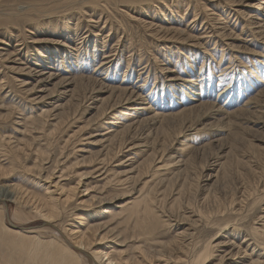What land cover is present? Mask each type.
I'll list each match as a JSON object with an SVG mask.
<instances>
[{
    "label": "bare ground",
    "instance_id": "bare-ground-1",
    "mask_svg": "<svg viewBox=\"0 0 264 264\" xmlns=\"http://www.w3.org/2000/svg\"><path fill=\"white\" fill-rule=\"evenodd\" d=\"M129 1H131L132 3L131 4L128 3L129 5L126 7L127 9L129 8L134 13L145 12L146 16L143 14L145 16V19L142 18L140 20V22L144 24L145 30L144 29L141 30L138 28L136 30H132L134 27L132 28L126 26V24L120 23L119 22L120 20L118 21L116 16L111 14V11L115 7L116 8L118 6L122 7V5H124L121 3V0H89L85 4H82V6H79L81 8H78V11L82 10V12H84L83 10H85L87 14H88L87 10L89 9L90 11V8H92L93 6H95L94 7L95 10L96 7L98 9L97 13L94 12L96 13L95 16H97L98 19L96 20L90 17V19L94 21V24L96 22L95 25L100 28L99 30H95V31L93 28L92 30L93 36L90 35L92 39L91 44L94 45L93 53H89L90 46L88 45V40L87 42H84L85 39L82 40L84 36L80 32L81 30H83V28L77 26L78 25L77 18L75 19L76 20V23L74 25L75 27H72L70 25L73 22L71 21L70 23L71 16L74 15L73 18H75V14H73L72 11H71L72 14L68 12L65 14L58 12L54 15H46L47 17L54 16V19L52 20L49 19L45 24H42L40 22L41 23L40 26H38L37 31L34 33L37 34L45 33L43 34V37L45 38L40 37V35L34 34L35 35L34 39L31 36L32 39L30 40V42L33 43H47L42 46L43 48L41 49V51L37 52L40 56L39 57L40 59H36V57H31V54L27 55L26 53H24L30 49L29 46L26 45H25V49H28L26 51L24 50V48L17 46L15 50H13L12 52L5 53L3 50L0 52V62H2L0 63V69L3 67V69L5 68L9 70L10 72L18 75L19 77L22 76L20 82L22 85L21 88L19 89L17 88L18 90H14V88L11 85L12 82L10 83V86L9 84L6 85L5 83L6 81L5 79L7 78L6 75L9 74L8 71L5 72L6 75L3 74L2 77L0 75L1 77L0 78V110L4 109L8 111V114L4 116L3 118L4 121L2 122H6L8 121V119L13 120L15 118L14 117L15 113L17 111H20V109L25 108L26 103L27 105L30 104V106L32 105L33 107L31 108L32 110L30 111L28 110L30 113H34L35 109L38 108L37 106L38 104L40 105L39 107H41V109L43 108L42 112L39 115L36 113L37 114L36 116L29 115L27 117L26 116L21 117V119L24 118L22 120L24 121V124L22 125L25 126V129L23 130H26L25 132L21 130L22 131L21 133L22 134L24 133L22 137L18 136L17 134L16 136L18 137L15 136L6 137L7 134L6 136H4L5 133L1 135L2 137L0 139L1 141L0 142V246H4L6 251L5 252L6 259L4 260V264H8L9 261H12L11 252L17 249L22 251L26 255V258L28 259L27 261H29L30 264H86L84 258L86 256H88V258L90 259L95 260L96 263L93 262V264H146V263L153 264L154 259L156 261L164 254L167 255L171 254L170 258L168 259L169 262L167 261V264L168 263L182 264V262H184V264H214L212 263L213 261L207 262L210 256L209 251L211 246L205 244L203 250L200 252L199 250L190 249L191 248L190 241L188 243L186 242L182 243L178 239L175 241H171L162 249H157L151 252V254L145 252L142 248L143 250L141 251L142 263L139 262L131 263L129 260H126L127 258L124 259L125 257L124 256H123L124 258L122 257L123 252L121 250L119 251V249L116 250L112 249L116 243L115 241L116 239L112 241L113 240L112 226H111L112 222L110 220L101 221L99 220L100 219L99 216L104 214V212H102L101 210L102 208L110 207V205L111 206L114 205V207H121L122 210L124 211L129 208L130 205L129 203L133 202L137 204V206H132L133 210H131L127 215V217H129L135 209L139 211L138 207L141 205V203H143L142 210H140L139 212L143 211L145 214L144 219L149 220V222L151 223V221L154 219V216L157 215V213L154 214L155 207H153L150 201L147 200V198H149L148 196H146L147 198L133 197L134 200L128 199L126 204H122L121 201L122 200L124 201L126 199L124 197H127L126 195L127 192H122L119 194H116L117 192L114 194H108L106 188L102 186L99 187L97 190H95L94 193L91 192L85 193L86 195H90L88 199L80 198V201H77L75 204H73V201L75 200L77 195H79L78 193L81 192L78 190L82 182L81 179L83 180L85 178L83 175L82 176L84 178L81 176L82 178H79L78 182L75 185L66 188V184L62 182L63 180L62 176L64 175V171H61L62 174L58 176L57 178L58 180L55 182L54 186L55 187L56 185L60 186L59 190L62 191L56 194L54 190H52V185H51L54 180L50 181L52 176L57 172L56 169L50 171L47 169V167L42 165V167H40V170L35 171L34 168L30 166L31 164H27L28 159L31 157V155L34 156V154H36V160H38V158L40 157V155H42V153L43 155H45L44 150L42 151V148L40 146L38 147L35 144L34 148H32L33 142H31V137H35L34 135L35 132L33 131V129L42 128L44 124H46L45 121L46 116L47 117L49 115L53 116V119H55V121H57L58 123L60 122L64 123L65 121L68 122L71 119L73 120L76 117V113L78 114L80 110L85 109L87 106L89 108L91 107V109L92 108L95 109L96 113L93 112L95 115L93 114V116L87 121L86 128L81 127L75 133L81 132L83 136L85 130L88 129V127L91 125H98L99 128H102L100 126H105L106 124L110 125L106 128L107 131H104L103 133L99 131L98 132L92 131L91 135L88 136L86 135L87 137L82 139L86 141L85 142L86 145L89 142L91 144V145L89 144L91 147L92 145L93 147H96L99 144L101 146V148L98 150L99 154L100 152H102L101 153L102 155L98 157V159H95L98 162L97 163L98 166L95 165L96 167L95 166L91 167L90 169L91 173L89 176L88 175L87 176L88 177L92 176V178H98L102 175H105V172H107V170L105 171L102 170L101 172L100 170L104 169L101 167L102 166L104 167V165L108 164L107 162H109L107 161V159H109L108 151H110L108 149H110L112 142H114V140L116 141L119 135L125 132L129 127L132 126V124L136 120H138L137 116L145 115L148 116V118H152L155 120L161 116L172 114V112L176 108L181 107V109L179 110L182 109L185 110L186 107H188V104H190L191 102L210 97L209 90H211L213 87L212 83L214 82L213 81L214 77L215 78L218 77L220 79V83L219 84L217 83L218 84L217 86H219L220 84L223 85L222 81H225L228 77L230 79L234 77L235 71L232 69L234 68L232 66L234 64L233 61L235 59L234 58L232 59L233 53L229 54V59H228L229 63L231 64H228L227 61L228 65L225 66L223 63L224 58H226L224 57V51L227 49L228 51L234 50L235 52H237L238 50L235 49L241 48L240 46L241 43H238L237 41L238 39L240 41H242L243 39L244 42H250L252 41L253 38H257L258 36H260L262 40L264 39V16H263L264 0H257L256 3H252V4L251 3L243 4L245 0H241V2H239V0H129ZM74 2H76V0ZM77 2H81V1L77 0ZM88 2L90 4H88ZM68 3L66 4L69 5ZM88 6L90 8H88ZM85 7H87L86 8L87 10L84 9ZM248 9L259 12L258 14L260 15L256 17L257 19L255 18L256 14L251 13L252 12L251 10H250L251 12H249ZM59 10L61 9L59 8ZM36 11L38 12V10ZM127 12H129V10ZM77 14H80V12ZM243 14L247 15L248 18H245ZM123 16L124 15L122 14V17ZM171 17H173V19ZM240 17L241 19L243 18L242 19L243 22L241 20L242 28H240V32H239L237 23L240 21L239 20ZM130 18L132 17L130 16L129 19ZM6 20L7 19L0 18V21L7 22ZM184 22L186 23V25L183 24L185 27H182L180 24ZM196 26L198 27L202 26L203 30L201 34L194 33L196 32L195 30ZM83 27L87 28L85 26ZM106 27L109 28L107 34L104 33L106 32L105 31ZM141 27L142 26H140V28ZM189 27L190 30H187L189 29ZM10 28L11 27H9V29ZM32 30L33 29H31L30 31ZM130 30L131 33H129ZM65 32L68 33L66 34ZM143 35L145 36L147 35L149 38L153 40V42L150 41L146 43L143 39L140 38V36ZM18 36L20 37V34ZM22 37L23 36H21V38ZM63 37H65V39H62ZM116 37L117 39H115ZM144 38L146 39L147 37ZM100 39L103 42L97 43V41ZM111 39L112 41H114V39L116 41H114L112 43V46L108 48L107 45L109 40ZM229 39L233 41L232 42L230 41L229 42L230 46H227L225 44V41ZM258 39L260 40L259 37ZM211 40H214L216 45L218 44V47H220L221 49V55H218L220 53L215 51L216 49H218V47L210 48ZM3 42L4 40L1 41V43ZM236 42L238 43L237 45ZM255 42H257V40ZM256 45L257 44H255V46ZM231 46L234 47L231 48ZM32 48L33 50L35 49L33 46ZM244 48H246L245 45ZM22 53L26 54L24 60L19 57L20 55L22 56ZM51 53L52 54L55 53L58 64L53 66L47 64L45 65L44 63L47 62L46 60L53 61V59L51 60V56H52L50 55ZM200 53L204 54L207 57L208 56L211 57V59L213 60V63L211 64L208 63L207 76L205 75V73H203L205 67L204 66L205 60L204 59L201 60L202 61L201 64L199 61L194 63V61L192 60L195 59L191 60V57H194L195 54H200ZM33 54H35V52L32 53V55ZM171 55L174 59L171 58ZM180 55L186 56L185 59L183 58L185 64L184 67H179L180 63L178 64L179 66H177V63L180 60L179 57ZM241 59L242 58H240L239 61H241ZM167 60H169L170 62H167ZM171 60H173V63ZM55 61H53V63ZM51 63L52 62H50V64ZM250 63H252V60ZM114 64H116L117 66H114ZM168 64L169 66H167ZM198 64H200L198 68H199V73L200 72L201 73L200 74L198 73L199 75H196L194 68H196ZM121 65L124 68V71L122 72L123 79L121 80V82L116 83L117 80L116 78H118V76L117 77L112 76L110 71L113 70L112 69L113 67L115 68L114 70H117V68L120 67ZM241 66L243 65L241 64ZM262 66H261L263 68L262 71H264V58L262 59ZM250 68L251 65L248 64V69ZM151 69H154V74L150 73ZM229 69L232 70L229 71ZM251 69L250 71L253 72ZM113 73L116 74L117 72L114 71ZM212 74H214L213 78H212ZM197 76H199L198 80L196 79ZM211 78L213 82H211ZM257 79H258L257 84L264 83V72L263 74L262 72L260 73L258 72ZM231 80H229L228 82H230ZM134 81H136L135 84ZM196 83L197 85H195ZM148 84L152 85L151 87L152 91L148 94H144L143 90L148 86ZM198 84H199V88L197 87ZM160 86L162 88L158 89ZM190 86L191 87L193 86L191 90H190ZM9 87L11 89L9 91L8 90L6 91L7 88L9 89ZM156 89H158V91ZM224 89L220 91V92L223 91V95L226 93V89L225 90ZM247 89L248 87L246 88V90ZM17 93L20 94V96L18 95L19 101L17 100L18 102H13V99L10 98V95L14 94V96H16ZM178 93L182 94L181 97L183 99L181 102L178 100V98L180 99L179 97L180 94L177 95ZM104 94H108V97L106 96L103 97ZM3 99L9 100L11 104L4 103ZM109 99L111 100V104L106 105L107 101L108 102L110 101ZM87 102H90L91 105L90 104L88 105ZM206 103L207 105H209L208 102ZM176 111L178 110L176 109ZM111 115L112 118L115 117L116 119L114 118L115 119L114 120L110 118ZM109 118L112 119L111 122L110 120H108ZM11 125L13 126V124ZM49 129L51 131L52 128L49 127ZM80 138L81 137H79L78 140H80ZM84 149L85 148H80L79 151H82ZM85 157L83 158L85 159ZM33 159L35 158L33 157ZM84 159L82 158L79 159L77 162H75V164H81V163L84 164L85 162H82L84 161ZM42 161L44 160L42 159ZM127 161L132 162L133 160L131 158H127ZM123 163L124 161H118L115 164L116 169H115V174H113V178L118 180L120 183H124L129 179L127 175L123 174L124 170L123 171L117 170V167H119V165L121 166L124 165ZM130 165H132V163H130ZM112 168L110 169V171L112 170ZM96 173L97 175L94 176V174ZM80 175L81 174H79V177ZM154 175H152V178L154 177ZM42 179H44L43 185L45 187H43V185L41 184ZM93 187L87 185L85 190L93 189ZM37 189H41L42 191H38ZM115 198H119V199L121 198V200L116 202L114 200ZM95 202H98V205L96 204L97 207H93L95 206L93 205L90 209H88V211L80 210L77 214L74 215V219H72V221H74L75 224L71 225L67 223L68 220H70L69 216H71V213L75 208L77 209L87 208V207L89 208L90 205ZM9 203H15L16 212L14 214L15 215L14 217L16 219L22 220L23 223L16 224L10 222L11 226L10 224L8 225L6 223L5 219L7 217L9 219L10 216ZM103 205L104 206L107 205V206L103 207ZM79 206L81 208H79ZM31 217L34 218L35 220H41L40 225L38 227L34 225H32V227L21 225V224L28 225L29 223H31L32 221L28 222V219ZM156 219H159V221ZM154 221H158L159 223L160 218L155 217ZM150 225L151 227H153L154 223ZM138 226L140 227V225ZM142 227H140V229ZM154 227L152 229H154ZM147 228L146 230L148 232L149 229ZM143 231L144 230H142V233L144 235ZM232 234L235 237V234L237 235V232L233 230ZM147 235L150 234L147 233ZM220 235L221 234H218L217 236H215V238L220 237ZM150 237L148 236L147 240ZM214 239L211 238L210 240L214 241ZM105 241L106 244L104 243ZM154 242L153 244H157ZM221 243L222 242L218 241L217 243H215V247H218V245L219 244L221 245ZM227 243L225 244L230 246L235 242L232 241L228 244ZM256 246L257 245L253 246V250H251L252 254L250 253V255L251 256L253 255L252 257L254 258L250 257L247 254V250L242 248L238 244H235L234 247L230 246L229 248H227L230 249L229 253L231 255L230 254L229 255L232 257L230 264H234L232 260H234L237 255L241 259L240 261L238 260L239 264H264L263 255L260 256L261 254L260 255L258 254L257 255L258 257L257 258L255 257L254 250ZM262 246H263L262 252L264 253V242L262 243ZM111 249L114 251L112 252ZM115 251L117 252L115 253ZM167 255L164 256V259ZM220 261L222 260L220 259ZM220 261L218 260V262L215 263L220 264L221 263Z\"/></svg>",
    "mask_w": 264,
    "mask_h": 264
},
{
    "label": "rangeland",
    "instance_id": "rangeland-1",
    "mask_svg": "<svg viewBox=\"0 0 264 264\" xmlns=\"http://www.w3.org/2000/svg\"><path fill=\"white\" fill-rule=\"evenodd\" d=\"M74 1L75 0H0V18L7 19V22L0 21V52L2 50L5 53L12 52L17 46L24 48V50L26 51L28 50L25 49L26 45L29 46L30 49L24 53H26L27 55L31 54V57H36V59H40V56L37 52L41 51V49L43 48L42 46L47 43H33L30 42V40L32 38L34 39L35 35H40V37L45 38L43 37V34L45 33L37 34L34 32L37 31V28L38 26H40L41 23L45 24L49 19H54V16L47 17L46 15H54L58 12L65 14L68 12L70 14H75V18H73L74 15L71 16L70 23L71 21L73 22L70 25L72 27H75V19L77 18V26L83 28V30H81L80 32L84 36L82 40L85 39L84 42H87L88 40V45L90 46L89 53H93L94 45L91 44V36H93L92 30L93 28L94 31L99 30L100 28L95 25L96 22L94 24V21L92 19H98L97 16H95L98 9L96 7L95 10V6H93L92 8L88 6V8H90L89 11V9L87 10V7H85L84 9L88 11L87 14L85 10H83L84 12H82V10L78 11V8H81L79 6H82V4H85L89 0H80L81 2H77V0L76 2ZM239 2H241V0H239ZM256 2L257 0H245L243 4H252ZM66 3H68L69 5H67ZM121 3L124 5H122V7L118 6L119 8L115 7L117 10L114 8L115 10L113 9L111 11V14L116 16L117 20H120V23L126 24V26L132 28L134 27L132 30H136L137 28L141 30L144 29V24L140 22V20L142 18L145 19V12L134 13L129 8L127 9L126 7L132 3L129 0H121ZM88 4L90 3L88 2ZM59 8L61 10H59ZM73 9L74 11L76 9L77 12H74ZM36 10H38V12ZM128 10L129 12H127ZM248 10L249 12L252 11L251 13L256 14L255 18L260 15L258 14L259 12H256L255 10ZM79 12L80 14H77ZM121 13L124 15L123 17ZM243 15L245 18H248L247 15ZM128 16H131L132 18L129 19ZM90 17L92 19H90ZM171 18L173 19V17ZM242 19L240 17V21L237 23L239 32L240 28H242ZM130 20H133L135 22H131ZM183 24L186 25L185 22L181 23L180 25L182 27H185ZM83 26L87 28H84ZM140 26L142 27L140 28ZM9 27L11 28L9 29ZM190 27L187 30H190ZM26 28L30 30L33 29V32L27 30ZM108 30L109 28L106 27V32H102L107 34ZM195 30L196 32L194 33L201 34L203 28L202 26H196ZM65 33L67 34L68 32ZM129 33H131V30ZM19 34L20 37L18 36ZM21 36L23 37L21 38ZM24 36L26 40L24 39ZM144 37L147 38L145 39ZM258 37L260 38V40L258 39ZM258 37L253 38L250 42H244L243 39L242 41L238 39L237 41L238 43H241V48H236L235 50H238L237 52H235L234 50L228 51L227 49L224 51V57H226L224 58V61H226H223V63L225 66L231 64L229 63L228 59L229 54L233 53L232 59L234 58L235 60L233 61L234 64L232 62V67L234 68H231L235 71L234 77L231 78L232 80L229 77H226L227 79L225 81H222L223 85L220 84L219 86H217L220 83V79L218 77H214V83L212 81L214 74H212L211 82H213V87L211 90H209L210 97L191 102L190 104H188V107H186L185 110H179L181 109V107L176 108L178 111H176L175 109L172 114L161 116L155 120L152 118H148V116L145 115L137 116L138 120H136L132 124V126L129 127L125 132L119 135L116 141L114 140V142H112L110 149H108L110 150L108 151L109 159H107V161L109 162H107L108 164L104 165V167H101L104 169L100 170V172L102 170H107V172H105V175H102L98 178H92V176L88 177L91 173V167H94L95 165L98 166V162L95 159H98V157L102 155V152H100L99 154L98 150L101 148L99 144L96 147H93V145L91 147V144L89 142L86 145V141L82 139H84L88 135H91L92 131H99L103 133L104 131H107L106 128L110 125L106 124L105 126H100L103 129L99 128L98 125H91L88 127V129L85 130L86 134L84 132V137L82 136L81 132L75 133L81 127L86 128L87 121L93 116L94 113H96L95 109L92 108V110L91 107L89 108L87 106L86 108L84 107L85 109L80 110L78 114L76 113L75 118L77 119L74 118L73 120L71 119L68 122L65 121L64 123H58L57 121H55V119H53V116H46V124H44L42 128L33 129V131L35 132V137H31V142H33L32 148H34L35 144L38 147L40 146L42 148V151L44 150L45 155H43L42 153V155H40L39 157L40 159L38 158V160H36V154H34V156L31 155L30 158L28 157V162L26 161L27 164H31L30 166H32L35 171L40 170V167H42V165L47 167V169L50 171L56 169L57 172L50 179V181L54 180L51 185L52 190H54L56 194L62 191L59 190L60 186H54L55 182L58 180V176L62 174L61 171H64L65 176H62V182L66 184V188L75 185L78 182L79 178H82L84 176L85 178L83 177L84 179H81L82 182L78 190L81 192L78 193L79 195H77V197L73 201V204H75L77 201H80V198L88 199L90 195H86L85 193H94L95 190L102 186L106 188L108 194H114L116 192V194L127 192V197H124L126 199L124 201H121L122 204H126L128 199L134 200L133 197L147 198L146 196H148L149 198H147V200H149L153 207H155L154 214L157 213L158 215H155L154 219L155 217H159V223V219H156L158 221H154L153 219L151 223L149 222V220L144 219V212H139L140 210H142L143 203H141V205L138 207L139 211L135 209L129 217H127V215L131 210H133L132 206H137V204L133 202H130L129 208L124 211L121 207H114V205H110V207H105L107 205H103V207H105L106 209L102 208L101 210L102 212H104V214L99 216V220L101 221L110 220L112 222V241L116 239L115 246L112 249H119V251L121 250L123 252L122 257L124 256L125 258H123H127L126 260H129L131 263H142L141 251L144 250L145 252L151 254V252L157 249H162L168 243L177 239L180 240V242L182 243H188L190 241V249L199 250L200 252L203 250L205 244L211 246L209 251L211 257L209 256L207 262L213 261L212 263L214 264H216L215 262H218V260L220 261V259L222 260L220 261V264H230L232 257L229 253L230 249L227 248H229L230 246L234 247L235 244H238L242 248L246 249L247 254L250 257L253 256L250 255V253L252 252L251 250H253V246L257 245L254 250L255 257L257 258L258 254H261L260 256L263 255L264 257V253L262 252V243L264 242V225H262L264 224V83L257 84L258 72H262V74L264 72L262 71V59L264 58V39L262 40L260 36ZM140 38L143 39L146 43L150 41L153 42V40L147 35L140 36ZM62 39H65V37H63ZM115 39H117V37ZM115 39L114 41H116ZM2 40H4L3 43H1ZM256 40L257 42H255ZM114 41H112V39L109 40L107 47L109 48L110 46H112V43ZM230 41L232 42L233 40L229 39L225 41V44L227 46H230ZM102 42L103 41L101 39L97 41V43ZM238 43L236 42V45ZM255 44L257 45L255 46ZM244 45L246 48H244ZM32 46L35 48L34 50ZM217 47L218 44L216 45L215 41L211 40L210 48ZM233 47L234 46H231V48ZM215 51L220 53L218 55H221L220 47H218V49H216ZM31 52H35V54L32 55ZM26 54L22 53V56L20 55L19 57L24 60ZM201 54L202 53L195 54L194 57H191V60L195 59L192 60L194 61V63L199 61L201 64V60L204 59L205 67L203 73H205V75L207 76L208 63H213V60L211 59V57H207L204 54H202L201 56ZM50 55H52L51 60L53 59V61H56L53 63V61L46 60L47 62L44 64L52 66L58 64L55 53H51ZM173 57L171 55V58ZM179 57L180 60L177 63V66L180 65L179 67H184V59L186 56L180 55ZM240 58H242V63L241 61H239ZM246 58L248 59V61ZM251 60L252 63H250ZM171 61L173 63V60ZM50 62L52 63L50 64ZM167 62L170 61L167 60ZM240 63L243 66H241ZM169 64L167 66H169ZM200 64H198V66L194 68L196 75H199L201 73H199L198 68ZM248 64L251 65L252 69H250L253 72L248 69ZM114 66L117 65L114 64ZM242 67H244L245 70ZM112 69L113 70L110 71L111 75L114 77L118 76V78L120 79L119 81V79L116 78V83L121 82V80L123 79L122 72L124 71L122 65L118 67L117 70H114V67ZM232 69H229V71H231ZM0 70L1 77L3 76V74L6 75V71H8L9 73L8 75H6V85L9 84L10 86V83L12 82L11 85L14 90H18L19 88H21L22 85L20 82L22 76L19 77L18 75L10 72L9 70L5 68L3 69V67ZM114 71H116L117 73H113ZM245 71L249 72L246 73ZM150 73L154 74V69H151ZM245 75L247 76V78ZM248 78H250L251 80ZM196 79L198 80L199 76H197ZM229 80L231 81L228 82ZM135 83L136 81H134V84ZM195 85H197V83ZM151 87L152 85L148 84V86L144 88L143 93H150L152 91ZM192 87L190 86V90ZM197 87L199 88V84ZM245 87H248V89L246 90ZM161 88L162 87L160 86L158 89ZM224 88L226 89V93L223 95V91H220ZM10 89L11 88L9 87V89L7 88L6 91H9ZM146 89H148L149 91ZM158 89L156 90L158 91ZM18 95L20 96L19 93H17L16 96H14V94L10 95V98L13 99V102L19 101ZM177 95H179L180 99L178 97L177 98L181 102L183 99L181 97L182 94L178 93ZM105 96L108 97V94L103 95V97ZM3 102L6 104H11L9 100L3 99ZM206 102H208L209 105H207ZM87 103L88 105L90 104V102ZM107 104H111V100L109 102L107 101L106 105ZM37 106L38 108L35 109L34 113H30L29 111L32 110L31 108L33 107L32 105L30 106V104L27 105L26 103V109H20V111H17L15 113V118L13 117V120L8 119V121L6 122L2 121H4L3 118L8 114V111L4 109L0 110V139L2 137L1 135L4 133V136H6L7 134L6 137H22L24 133L22 134L21 130L25 129V126L22 125L24 124V121H22L24 118L21 119V117H27L29 115L36 116L37 114L39 115L42 112L43 108L41 109V107H39V104ZM110 118H112V115ZM110 118L108 120H110L111 122V120L115 117H113L112 119ZM11 124H13V126ZM49 127L52 128L51 131ZM25 131L26 130H23V132ZM16 134L18 136H16ZM79 137H81L80 140H78ZM182 144H185L186 146ZM80 148L85 149L79 151ZM33 157L35 159H33ZM83 157H85V159ZM41 158L44 161H42ZM81 158L84 159V161L82 162L85 163L75 164V162H77ZM127 158H131L133 161L128 162ZM34 160L36 161V164ZM118 161H124V165H119V167H117V170H124L123 174L129 177V179L124 183H120L118 180L113 178V174H115L116 169L115 164ZM130 163H132V165H130ZM45 164L48 166H46ZM111 168L112 170L110 171ZM79 174H81L80 177ZM96 175L97 173L94 174V176ZM152 175H154L153 178ZM43 180L44 179L41 180L42 185L44 184ZM87 185L94 187L93 189L85 190ZM110 186L113 188H111ZM43 187L45 186L43 185ZM37 190L42 191L41 189ZM114 200L117 202L120 201L121 198H115ZM96 204L98 205V202L91 204L89 208H81V205L79 206V208L81 209L75 208L71 213V216H69L70 220H68L67 223L71 225L75 224L74 221H72V219H74L75 214H77L80 210L88 211V209H90L93 205H95L93 207H97ZM9 211V219L8 217L5 219L8 225L10 224L11 226L10 222L16 224L23 223L22 220L16 219L14 217V214L16 212L15 203H9ZM30 221L32 222L28 225H21H26L28 227H32V225H34L38 227L41 222V220H35L32 217L28 219V222ZM153 223L155 226H153L154 229H152L153 227H151L150 225ZM138 225H140V227H143L140 229ZM225 225L229 226L226 227ZM146 228L149 229L148 232ZM151 229L154 231H152ZM157 229H159L160 231ZM142 230H144V235L142 233ZM233 230L237 232V235L235 234V237L232 234ZM147 233L150 235H147ZM218 234L221 235L220 237H217V239L215 238V236H217ZM148 236L151 237L147 240ZM211 238H215L214 241L216 242L210 240ZM218 241L222 243L221 245L219 244L218 247H215V243H217ZM232 241L235 243L230 246L225 244L227 242L230 243ZM153 242L157 244H153ZM104 243L106 244V241ZM114 250H112V252ZM117 251H115V253ZM0 252V264H4V260L6 259V251L4 246H0ZM11 253L12 261H9L8 264H30L29 261H27L28 259L26 258V255L22 251L17 249ZM2 254L4 257L2 256ZM165 255L167 254L162 255V257L158 258L156 261L154 259L155 262L153 261V264H167V261L170 258L171 254L167 255L164 259ZM84 258L86 264H91V262L92 264L93 262L96 263L95 260L88 258V256ZM238 260L240 261L241 259L237 255L235 259L232 260V262H234V264H239ZM182 264H184V262H182Z\"/></svg>",
    "mask_w": 264,
    "mask_h": 264
}]
</instances>
